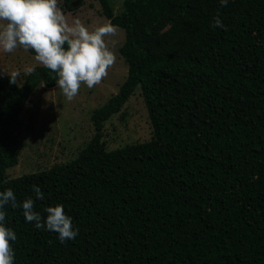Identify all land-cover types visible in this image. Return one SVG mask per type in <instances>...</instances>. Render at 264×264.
<instances>
[{"label": "trees", "instance_id": "1", "mask_svg": "<svg viewBox=\"0 0 264 264\" xmlns=\"http://www.w3.org/2000/svg\"><path fill=\"white\" fill-rule=\"evenodd\" d=\"M75 1L84 0H63L65 10ZM95 1L124 32L127 74L91 114L95 132L74 160L7 176L18 162L17 116L56 74L37 66L21 85L0 75V190L17 197L5 205L14 264H264V0H123L117 14ZM217 15L223 28L210 24ZM137 90L151 138L107 150L104 124ZM28 196L42 216L62 203L75 239L61 243L25 221Z\"/></svg>", "mask_w": 264, "mask_h": 264}, {"label": "rangeland", "instance_id": "2", "mask_svg": "<svg viewBox=\"0 0 264 264\" xmlns=\"http://www.w3.org/2000/svg\"><path fill=\"white\" fill-rule=\"evenodd\" d=\"M113 11H122L123 0H109ZM78 2V6H79ZM58 6L71 22L79 18L90 29L109 21L101 15L100 6L95 0H84L76 10L66 11L63 0ZM116 59L107 69V75L89 88L81 83L78 93L68 100L58 86L46 87L40 84L17 116L13 134L18 143V162L6 170L9 178L19 177L50 168L55 164H65L74 160L84 148L93 133L91 114L104 105L118 92L125 80L127 65L120 55L124 32L117 30L106 37ZM42 64L28 49L17 47L12 52L0 50V75H12L19 85L29 72ZM151 138V128L146 108L139 90L128 102L104 124L103 141L107 150L127 144L141 143Z\"/></svg>", "mask_w": 264, "mask_h": 264}, {"label": "clouds", "instance_id": "3", "mask_svg": "<svg viewBox=\"0 0 264 264\" xmlns=\"http://www.w3.org/2000/svg\"><path fill=\"white\" fill-rule=\"evenodd\" d=\"M218 2L221 6L228 4V0ZM210 24L224 27L218 15ZM117 27L103 23L90 29L79 18L69 22L58 0H0V50L12 52L17 47L34 50L35 59L55 72V84L68 100L78 93L81 83L91 88L107 75L116 56L106 37ZM34 70L33 66L26 69L29 73ZM32 188L35 198L43 200L40 186ZM5 205L17 206V197L11 187L0 190V264H14L11 241L17 239V234L5 222ZM21 207L25 221L33 222L38 229L55 232L61 243L75 239L78 234V227L62 203L46 206L43 216L35 209L32 196L24 198Z\"/></svg>", "mask_w": 264, "mask_h": 264}, {"label": "water", "instance_id": "4", "mask_svg": "<svg viewBox=\"0 0 264 264\" xmlns=\"http://www.w3.org/2000/svg\"><path fill=\"white\" fill-rule=\"evenodd\" d=\"M78 4V2L77 1H75L74 3H73V6H76Z\"/></svg>", "mask_w": 264, "mask_h": 264}]
</instances>
